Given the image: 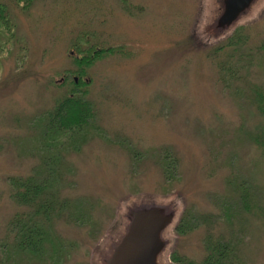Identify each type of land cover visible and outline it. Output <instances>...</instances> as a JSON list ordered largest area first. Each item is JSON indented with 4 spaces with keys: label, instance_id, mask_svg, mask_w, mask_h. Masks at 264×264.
Listing matches in <instances>:
<instances>
[{
    "label": "rangeland",
    "instance_id": "1",
    "mask_svg": "<svg viewBox=\"0 0 264 264\" xmlns=\"http://www.w3.org/2000/svg\"><path fill=\"white\" fill-rule=\"evenodd\" d=\"M5 1L13 23L0 31V244L14 214L25 210L10 196L9 177L42 169V120L76 79L95 104L96 128L80 150L62 149L65 159L54 166L70 170L63 196L93 209L88 221L57 222L63 237L79 243L67 264H101L130 209L152 202L177 210L162 261L179 264L173 253L201 260L208 232L230 235L231 226L204 223L181 234L182 214L218 216L233 173L255 176L252 182L264 186V163L254 165L261 152L242 138V126L252 131L262 117L235 94L240 80L228 87L219 67L244 53L257 55L242 90L264 87V0L223 32L215 29L220 0H35L25 9ZM241 26L248 40L243 53L232 57L231 46L215 58ZM86 37L122 51L104 54L80 74L75 44L87 47ZM166 149L177 161L170 177L160 164ZM246 221L236 219L241 235L250 228ZM263 232L252 239L249 264H264Z\"/></svg>",
    "mask_w": 264,
    "mask_h": 264
},
{
    "label": "trees",
    "instance_id": "2",
    "mask_svg": "<svg viewBox=\"0 0 264 264\" xmlns=\"http://www.w3.org/2000/svg\"><path fill=\"white\" fill-rule=\"evenodd\" d=\"M13 1L25 9L35 0ZM12 23L13 14L10 5L5 0H0V31L1 28L10 29ZM240 29L242 26L237 27L227 45L223 44L224 46L218 47L213 52L215 58L221 51L231 46L234 48L232 57H235L240 50L243 53L248 40L247 37H243ZM86 42L89 45L87 47H82L80 41L75 44L79 53L76 63L79 65L80 74L85 73V69L95 60L104 57V54L122 51L111 46L91 45L87 37ZM245 54L239 55L236 62L224 61L219 67L224 74L223 82L228 87L236 82L235 80H240L238 82L241 86L235 94L240 97L245 95L249 103L256 106L257 112L262 117L263 121L252 131L242 126V138L254 144L261 152V159L254 162L255 168L258 166L260 168L264 163V87L249 84L247 92L242 90V79L251 72V61L257 56ZM72 83L74 88L71 93L48 111L42 120L40 137L45 152L42 169L27 177H9L10 196L25 210L17 211L9 222L7 235L0 244L1 264H67L79 247V243L63 237L58 231L57 222L64 218L69 222H84L90 219L88 214L93 209V204L62 194L66 184L69 183L66 181V175L70 170L65 172L54 166L65 159V155H62L63 150L64 153L80 150L91 140V132L96 128L95 104L84 92H81L80 84L76 79ZM135 156L137 158L138 154L136 153ZM163 156L160 164L165 174H169L170 177L176 170L177 161L170 160L171 151L167 149ZM253 179L255 176L247 178L240 172L230 175L227 179L228 190L224 193L222 211L212 219L202 217L191 209L182 214L176 226L181 234L190 233L204 223L218 227L228 223L232 231L230 235L223 231L218 235L208 232L204 239L206 253L201 260L173 253L174 261L179 264H249L250 247L254 241L252 239H257L264 231V193H262L264 186L253 183ZM242 216L246 218L250 228L242 230L241 235L235 228L236 219L242 224Z\"/></svg>",
    "mask_w": 264,
    "mask_h": 264
},
{
    "label": "water",
    "instance_id": "3",
    "mask_svg": "<svg viewBox=\"0 0 264 264\" xmlns=\"http://www.w3.org/2000/svg\"><path fill=\"white\" fill-rule=\"evenodd\" d=\"M257 1L220 0L222 10L215 29L223 32L231 28ZM176 216L175 208L157 202L130 209L124 231L105 248L101 264H165L161 257L168 245L166 231Z\"/></svg>",
    "mask_w": 264,
    "mask_h": 264
}]
</instances>
